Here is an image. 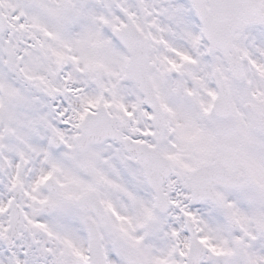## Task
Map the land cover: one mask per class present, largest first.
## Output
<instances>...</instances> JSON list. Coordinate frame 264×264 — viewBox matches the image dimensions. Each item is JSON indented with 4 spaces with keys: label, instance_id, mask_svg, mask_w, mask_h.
<instances>
[{
    "label": "snow or ice",
    "instance_id": "6c2138e0",
    "mask_svg": "<svg viewBox=\"0 0 264 264\" xmlns=\"http://www.w3.org/2000/svg\"><path fill=\"white\" fill-rule=\"evenodd\" d=\"M0 264H264V0H0Z\"/></svg>",
    "mask_w": 264,
    "mask_h": 264
}]
</instances>
